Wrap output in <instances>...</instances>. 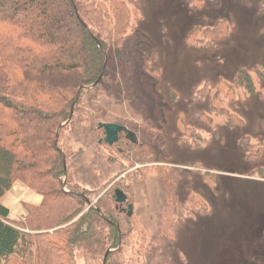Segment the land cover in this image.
Wrapping results in <instances>:
<instances>
[{
	"label": "rangeland",
	"instance_id": "1",
	"mask_svg": "<svg viewBox=\"0 0 264 264\" xmlns=\"http://www.w3.org/2000/svg\"><path fill=\"white\" fill-rule=\"evenodd\" d=\"M124 1L133 11L124 65L112 56L59 134L65 189L87 190L94 205L127 193L121 264H264V0ZM62 20L60 36L75 31ZM106 122L137 131L140 145L100 143ZM14 185L3 201L14 196L17 220L42 196ZM73 264L102 260L78 249Z\"/></svg>",
	"mask_w": 264,
	"mask_h": 264
},
{
	"label": "trees",
	"instance_id": "2",
	"mask_svg": "<svg viewBox=\"0 0 264 264\" xmlns=\"http://www.w3.org/2000/svg\"><path fill=\"white\" fill-rule=\"evenodd\" d=\"M132 17L124 0H0V264H73L78 249L121 264L123 229L111 196L74 221L89 197L69 183L63 189L66 153L57 130L73 118L81 87L103 82L113 55L124 65L121 42ZM32 18L31 26L21 21ZM63 18L75 27L66 36L59 35ZM250 81L242 79L253 92ZM16 180L42 202H23L26 214L14 220L1 198Z\"/></svg>",
	"mask_w": 264,
	"mask_h": 264
},
{
	"label": "water",
	"instance_id": "3",
	"mask_svg": "<svg viewBox=\"0 0 264 264\" xmlns=\"http://www.w3.org/2000/svg\"><path fill=\"white\" fill-rule=\"evenodd\" d=\"M97 84H98V82H95L94 84H92L90 86H82L81 89L82 88L93 89L96 87ZM81 89L79 91V94L81 92ZM71 118H72V116L58 128L57 140L59 138L60 130L68 125V123L71 121ZM99 127L104 129V138L100 140V143H105L108 145H113L114 143H116L119 140L120 133H122L123 131H127L126 126L121 125V124H117V123H100ZM63 158H64V162H65V166H66V157L63 156ZM67 177H68V171L66 168L65 169V180L62 182V186H63L65 191H66L65 186H66V182H67ZM113 198H114V201L116 203H119V204H125L128 201L127 194L121 188L115 189V193H114ZM86 203L89 207L94 206L93 202L90 201L88 198H86ZM133 209H134L133 204H129L128 208L124 209V211L127 212L128 216H132L133 215ZM113 251H114V249H109L105 254V258L109 252H113Z\"/></svg>",
	"mask_w": 264,
	"mask_h": 264
},
{
	"label": "flooded vegetation",
	"instance_id": "4",
	"mask_svg": "<svg viewBox=\"0 0 264 264\" xmlns=\"http://www.w3.org/2000/svg\"><path fill=\"white\" fill-rule=\"evenodd\" d=\"M106 123H108V122H106ZM99 124L100 123H98V126H99ZM117 124H121V125H124V124H122V123H117ZM124 126H126L127 127V125H124ZM101 129H103V128H101ZM104 130V129H103ZM124 138H125V140H124ZM101 139H103V138H101ZM100 139V140H101ZM121 139H123L124 141V144L122 145L123 147H121L120 148V151H123L124 149H126L128 146H129V148H127V149H129V150H131L132 149V146H138V145H140V141H139V136L137 135V131H135V130H131V129H129V127H127V131H123L122 133H120V135H119V140L116 142V143H114L113 145L114 146H117L118 145V143L121 141ZM108 145V144H107ZM113 145H110V146H113ZM123 190V189H122ZM124 191V190H123ZM125 192V191H124ZM114 193H115V190H114ZM114 193H113V196H114ZM126 193V192H125ZM127 194V193H126ZM128 196V195H127ZM113 200H114V198H113ZM115 202V201H114ZM115 204H116V208H117V210L120 212V214H122V213H126L127 214V212H124V209H127L128 208V205L129 204H132V203H130V201H129V197H128V201H127V203H125V204H119V203H116L115 202ZM128 215V214H127Z\"/></svg>",
	"mask_w": 264,
	"mask_h": 264
},
{
	"label": "crops",
	"instance_id": "5",
	"mask_svg": "<svg viewBox=\"0 0 264 264\" xmlns=\"http://www.w3.org/2000/svg\"><path fill=\"white\" fill-rule=\"evenodd\" d=\"M16 187H15V185L13 186V188H12V191H14V189H15ZM11 191V190H10ZM10 191L7 193V194H5V196H3L2 198H1V202L3 201V198H5L9 193H10ZM25 196V195H24ZM27 196V195H26ZM11 198H14V196L12 197L11 195H9V197H7L6 198V202L5 201H3L2 203L5 205V206H7L10 210H11V215H12V213H13V210H12V207H11V205H10V203H8V201L11 199ZM30 198L32 199V200H34V203H39L40 201H41V196H39V195H37V196H31L30 195ZM30 202V201H29ZM31 203H33V202H31ZM12 218V217H11Z\"/></svg>",
	"mask_w": 264,
	"mask_h": 264
}]
</instances>
